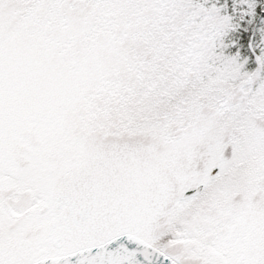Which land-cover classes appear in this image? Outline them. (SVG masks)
I'll use <instances>...</instances> for the list:
<instances>
[{"label":"snow or ice","instance_id":"6c2138e0","mask_svg":"<svg viewBox=\"0 0 264 264\" xmlns=\"http://www.w3.org/2000/svg\"><path fill=\"white\" fill-rule=\"evenodd\" d=\"M0 264H264V0H0Z\"/></svg>","mask_w":264,"mask_h":264}]
</instances>
